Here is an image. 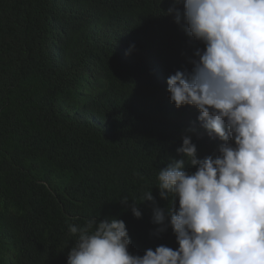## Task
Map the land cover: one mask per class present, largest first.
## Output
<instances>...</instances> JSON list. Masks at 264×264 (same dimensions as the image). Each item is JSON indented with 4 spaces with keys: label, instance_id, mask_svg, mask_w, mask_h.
<instances>
[{
    "label": "trees",
    "instance_id": "trees-1",
    "mask_svg": "<svg viewBox=\"0 0 264 264\" xmlns=\"http://www.w3.org/2000/svg\"><path fill=\"white\" fill-rule=\"evenodd\" d=\"M173 3L0 0V264H66L70 226L92 217L123 220L133 255L178 246L139 202L152 188L167 208L157 176L183 135L199 158L220 142L169 101L167 78L203 47L166 14Z\"/></svg>",
    "mask_w": 264,
    "mask_h": 264
},
{
    "label": "clouds",
    "instance_id": "clouds-1",
    "mask_svg": "<svg viewBox=\"0 0 264 264\" xmlns=\"http://www.w3.org/2000/svg\"><path fill=\"white\" fill-rule=\"evenodd\" d=\"M166 14L203 45L188 58L190 71L167 78L169 101L195 107L196 122L220 143L199 158L183 135L181 158L157 176L167 208L152 188L139 202L152 203L156 234L171 227L175 249L161 244L133 255L123 220L92 217L70 226L77 239L66 264H264V0H174ZM132 212L142 215L135 206Z\"/></svg>",
    "mask_w": 264,
    "mask_h": 264
}]
</instances>
